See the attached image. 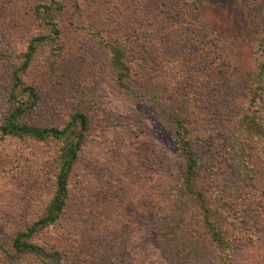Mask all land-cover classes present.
<instances>
[{"label": "rangeland", "instance_id": "obj_1", "mask_svg": "<svg viewBox=\"0 0 264 264\" xmlns=\"http://www.w3.org/2000/svg\"><path fill=\"white\" fill-rule=\"evenodd\" d=\"M62 1L67 6L60 17L62 46L72 65L69 73L86 89L83 97L86 95L89 103L90 142L75 171L76 189L65 215L58 228L42 236L40 242L59 246L64 251V264H172L160 247L155 227L172 209L184 171L183 159L173 134L155 110L119 88L102 44L118 36L124 38L125 46L137 52L131 58L140 67L139 62L146 64L147 57L163 51L166 39L194 37L191 30L188 34L182 30L191 22L215 39V49L211 50L215 53L190 48L195 71H202L210 62L216 81L208 96L201 95L195 104L202 132L215 145L208 152L220 161L216 173L223 186H230L235 193L237 188L243 190V185L234 172L227 140L230 126L239 119L260 56L256 42L258 3L189 0L186 6L182 0H167L162 7L148 5L146 15L140 0L81 1L75 14V0ZM37 4L38 0H0V122L13 109L8 99L11 77L22 63L12 59L5 63V55L15 51L14 56H18L43 30L33 13ZM54 60L49 49L41 50L24 81L40 98L31 120L63 126L74 110L75 94L71 87H64L66 84L56 83L59 78L52 80L51 69L57 67ZM165 66L151 69L149 76L141 70L138 78L143 73L150 80L167 79L170 66ZM83 97L77 102L82 103ZM41 150L44 155L54 154L57 146L45 145ZM49 165L47 174L19 172L13 180L0 172V243L4 241L7 248L13 233L34 221L53 193L54 174ZM254 181L256 190H238L243 223L239 225L234 264H264V165ZM8 252L14 253L11 247ZM0 264L15 261L6 255Z\"/></svg>", "mask_w": 264, "mask_h": 264}, {"label": "trees", "instance_id": "obj_2", "mask_svg": "<svg viewBox=\"0 0 264 264\" xmlns=\"http://www.w3.org/2000/svg\"><path fill=\"white\" fill-rule=\"evenodd\" d=\"M81 1L86 0L74 1L73 14L80 11ZM140 1L143 14L148 13V5L162 7L167 3V0ZM182 1L187 6L189 0ZM252 1L255 6L258 3L256 42L260 56L248 96L240 106L239 119L230 126L227 140L234 172H237L243 190H256L254 180L264 165V0ZM66 9L62 0H38L33 13L43 30L32 37L26 50L18 52V56H14L15 51L5 55V63L11 59L22 63L11 77L8 99L13 109L0 122V172L9 180H13L16 173L26 171L41 176L48 173V164H51L54 174V191L36 219L13 233L11 246L7 248L4 241L0 243V259L8 255L15 264H64V251L56 245L42 244L40 240L58 228L65 215L76 189L73 185L75 171L90 142L89 103L86 95L85 99L83 97L86 89L69 73L72 65L65 56L68 54L66 48L62 46L60 17ZM182 30H191L194 37L166 39V46L158 52L159 55L151 59L147 57L146 64L138 63L142 69L136 67L131 58L137 52L125 46L124 38L118 36L104 41L100 34L96 36L104 41L102 45L107 48L109 66L119 88L131 94L137 103L155 110L160 122L173 134L183 159L184 171L172 209H168L156 223L155 234L160 247L172 264H234L235 244L241 230L239 225L243 223L237 202L242 199L239 191H244L237 188L239 191L234 193L230 186H223L220 174L216 173L220 161L208 152L215 146L214 142L206 140L201 116L197 113L199 109L195 102L201 99V95L207 97L215 85L214 64L208 62L202 71H195L191 64L190 48L201 53H215L216 50L211 51L216 46L215 39L193 22ZM46 48L55 58L52 64L57 65L51 69L52 80L59 78L56 83L66 84L64 87H71V93L75 94L72 97L74 110L63 126H46L38 120H31L40 98L37 90L26 84L24 76L39 52ZM165 61L170 66L169 78L150 80L143 73L138 78L141 70L149 76L153 68L157 70L162 64L168 67ZM79 97H83L82 103L77 102ZM45 145H56V152L44 155L41 149ZM58 232L61 235V231ZM10 247L13 254L8 252Z\"/></svg>", "mask_w": 264, "mask_h": 264}]
</instances>
